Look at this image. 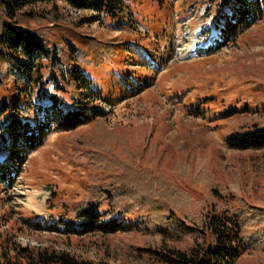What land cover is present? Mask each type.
I'll return each instance as SVG.
<instances>
[{"label":"rangeland","instance_id":"rangeland-1","mask_svg":"<svg viewBox=\"0 0 264 264\" xmlns=\"http://www.w3.org/2000/svg\"><path fill=\"white\" fill-rule=\"evenodd\" d=\"M121 1L118 17L96 21L94 11L61 0L24 8L32 13L27 23L47 27L52 44H74L72 61L101 88L95 104L106 114L71 131H54L26 154L11 185L0 183V251L4 240L9 244L0 264L25 263L11 245L49 247L99 264H150L137 250L151 243L140 233L147 224L137 222L146 214L157 221L172 209L193 217L215 203L246 215L264 206V147L226 143L229 134L264 124V15L233 39H212L210 52L205 31L234 3ZM55 5L58 21L47 18L58 11ZM61 57L70 59L67 52ZM8 93L10 88L0 89V99ZM73 93L69 88L62 95L70 100ZM11 162L0 152V167ZM136 171L162 186L156 201L145 202L139 188L105 198V189L116 191L111 181L118 176L123 186ZM90 200L100 211L135 223L133 230L78 234V221L60 222L74 220ZM248 222L250 245L238 264H264L263 233L255 220Z\"/></svg>","mask_w":264,"mask_h":264},{"label":"trees","instance_id":"trees-1","mask_svg":"<svg viewBox=\"0 0 264 264\" xmlns=\"http://www.w3.org/2000/svg\"><path fill=\"white\" fill-rule=\"evenodd\" d=\"M39 1L59 0H0V89L10 88V94L0 99V152L12 160L0 167V183L8 186L15 181L18 166L26 154L39 148L54 131H71L106 114L95 104L96 100L102 99L101 88L95 86L79 62L72 61L74 44L66 39H63L64 45L52 44L47 27L35 28L27 23L26 16L32 13L25 12L24 8ZM61 1L77 10L94 11L92 19L95 21L116 18L122 9L121 0ZM233 3V10L223 17L217 15L205 31L209 32V40L205 39V42H209L210 52L214 44L212 39H233L264 15V0H223L222 4ZM237 3L239 7L235 5ZM54 10H58L56 5ZM52 12L47 18L58 21L59 10ZM207 12H210L209 8ZM66 52L70 57L68 62L61 57ZM49 83L53 85V92L48 89ZM69 88L74 93L67 100L62 93ZM50 110L55 117L50 115ZM226 143L232 148H263L264 124L231 133L226 137ZM136 173L131 181H124L123 186L117 183V176L110 182L115 184L116 191L105 189V198L110 200L124 191L139 188L145 191V202L156 201L155 191L162 186L154 181V176L148 175L144 181V177L138 171ZM187 173L185 170L184 174ZM212 191L218 192V188L214 186ZM258 208L245 215L243 212L230 213L211 203L209 209H202L193 217L180 216L171 209L157 221L146 214L144 221L138 219L137 222L147 224L140 233L149 237L151 243L137 246V250L144 252L150 264H238L250 245L245 236L250 218L255 220V226L264 236V206L258 205ZM59 220L65 225L78 221V227L73 229L78 234L126 232L133 230L131 226L135 224L125 222L116 213L100 211L99 205L92 200L77 211L74 220ZM7 241L1 244L4 249L0 256L9 246ZM12 246L24 264H99L49 247L34 250Z\"/></svg>","mask_w":264,"mask_h":264}]
</instances>
